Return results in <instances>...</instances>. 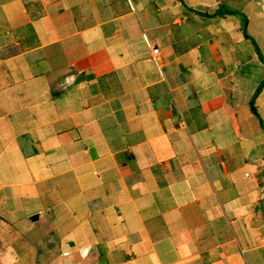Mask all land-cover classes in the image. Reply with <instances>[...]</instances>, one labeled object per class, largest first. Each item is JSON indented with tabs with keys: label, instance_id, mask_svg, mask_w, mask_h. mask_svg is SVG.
I'll list each match as a JSON object with an SVG mask.
<instances>
[{
	"label": "crops",
	"instance_id": "obj_1",
	"mask_svg": "<svg viewBox=\"0 0 264 264\" xmlns=\"http://www.w3.org/2000/svg\"><path fill=\"white\" fill-rule=\"evenodd\" d=\"M261 55L264 0H0V264H264Z\"/></svg>",
	"mask_w": 264,
	"mask_h": 264
},
{
	"label": "rangeland",
	"instance_id": "obj_2",
	"mask_svg": "<svg viewBox=\"0 0 264 264\" xmlns=\"http://www.w3.org/2000/svg\"><path fill=\"white\" fill-rule=\"evenodd\" d=\"M22 235L26 238L25 234H22ZM27 244H28L27 240H24V239L15 240L14 243L12 244L14 257L23 256V253L26 252ZM38 247H39L38 244L37 245H31V250L34 248L37 251ZM29 248H30V246L28 244V249ZM20 263H23V262L21 261Z\"/></svg>",
	"mask_w": 264,
	"mask_h": 264
},
{
	"label": "trees",
	"instance_id": "obj_3",
	"mask_svg": "<svg viewBox=\"0 0 264 264\" xmlns=\"http://www.w3.org/2000/svg\"><path fill=\"white\" fill-rule=\"evenodd\" d=\"M232 12V13H235V14H239V12L237 10H228V12ZM245 17V16H244ZM246 27H247V20H243V28H244V31H245V34L247 35L248 38H250L246 32ZM261 58L264 60V58L262 57L261 55Z\"/></svg>",
	"mask_w": 264,
	"mask_h": 264
},
{
	"label": "built area",
	"instance_id": "obj_4",
	"mask_svg": "<svg viewBox=\"0 0 264 264\" xmlns=\"http://www.w3.org/2000/svg\"><path fill=\"white\" fill-rule=\"evenodd\" d=\"M158 52H159V49H158L157 46H155V47H154V54L156 55V54H158Z\"/></svg>",
	"mask_w": 264,
	"mask_h": 264
}]
</instances>
